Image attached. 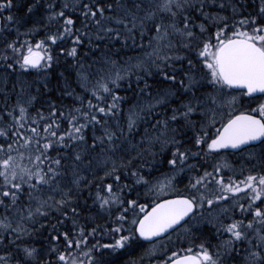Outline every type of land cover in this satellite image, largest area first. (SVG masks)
I'll use <instances>...</instances> for the list:
<instances>
[{"label":"snow or ice","instance_id":"obj_1","mask_svg":"<svg viewBox=\"0 0 264 264\" xmlns=\"http://www.w3.org/2000/svg\"><path fill=\"white\" fill-rule=\"evenodd\" d=\"M77 3L79 6L63 2L58 7L53 0H0L4 79L17 65L21 70H44L46 77L47 70L59 62L58 54L63 53L78 62L74 67L82 88L81 93H69L77 95L78 104L66 114L58 112L54 103L50 106L49 123H44L42 130L33 123L41 121L43 110L34 117L28 114L35 96L18 95L13 110L5 109L10 120L0 113V137L5 138L0 142V264H84L72 255L73 245L78 248L98 229L104 231L101 225L89 229L87 220L80 219L79 200L85 190L92 204L107 214L105 234L113 237V243L97 244L109 249L124 248L134 238L157 237L174 226L183 225L185 232H190L189 223L200 221L205 205L215 206L245 189L247 206L237 199L231 209L217 214L214 229L220 239L216 244L205 238L199 251L188 248L186 255L173 252L172 259L162 264H264V172L250 171L242 180L229 177L226 182L219 172L221 166L229 167L227 161H217L211 172L195 160L186 163L201 151L208 156L230 147L243 149L264 165V101L250 111L237 110L238 95H226V89L236 88L241 93L246 90L249 100L255 94L264 95V0ZM37 11L46 13L47 23H33L20 42L21 28ZM73 12L79 14V20ZM53 22H58L55 30L47 28ZM78 22L84 32L76 27ZM90 25L99 31L93 33ZM230 27L235 31L229 33ZM41 28L45 35L33 43L29 33ZM100 32L104 37L114 35L124 46L131 41L139 51L123 58L118 52L102 51L91 64L80 63L82 38L100 37ZM66 41H72L71 47L60 46L54 54L53 46ZM28 87L21 81L20 93ZM120 88L132 93L127 108V93L121 95ZM225 106L230 113L226 122L220 111ZM60 117L66 118L68 127L62 128ZM28 120L32 122L25 125ZM218 121L221 126L213 132ZM25 127L30 132L23 131ZM189 130L191 137L186 135ZM13 138L14 143L9 142ZM57 145L65 151L50 156L49 151ZM193 148L197 150L193 152ZM146 156L152 157L153 164ZM158 156L166 160L161 166L169 168L164 181L172 191L173 184L185 179L187 183L184 192L154 202L151 210L144 212L148 206L139 204L137 187L159 191L165 186L159 180L153 184L150 173L141 171L154 170ZM97 172L103 175L97 177ZM53 210L64 219L71 212L72 228L62 233V240L60 236L48 240L49 258L41 260L45 251L33 241L35 229L30 225L37 223L38 217L47 224ZM59 225L57 221L49 233L58 231ZM94 247L80 255L87 256L90 264H104L93 255Z\"/></svg>","mask_w":264,"mask_h":264},{"label":"trees","instance_id":"obj_2","mask_svg":"<svg viewBox=\"0 0 264 264\" xmlns=\"http://www.w3.org/2000/svg\"><path fill=\"white\" fill-rule=\"evenodd\" d=\"M48 2L49 0H43V3ZM53 2L57 3L58 7L59 4L63 2L77 4V6H79L77 0H53ZM85 2H87V0H85ZM100 2L106 4L113 2V0H100ZM241 2L246 3V0H241ZM212 10L216 11L217 9L214 8ZM73 14L77 15L78 20L80 19L78 13L73 12ZM42 16L44 17V19H41ZM33 23H38L40 25L46 24V13L37 11L31 18H27V22L21 28L20 42L24 41L25 36L23 33ZM57 25L58 22H53L52 24H47V28L55 30ZM76 27L80 28L79 22L77 23ZM89 27L91 28L93 33L99 31V28L95 25H90ZM80 31L84 32L85 30L83 28H80ZM228 31L230 33L231 31H235V29L230 27ZM211 32L213 34L215 33V27L211 28ZM12 34H15L14 30ZM29 35L33 36L34 43L35 40L43 38V36L45 35V29L41 28L38 33H29ZM89 40H91V43H89ZM214 42L215 40H213V43ZM145 43H147V35L145 38ZM71 44L72 41H66L63 44L53 46L54 54L58 53V48L60 46L70 48ZM137 44H139V40L137 41ZM97 45L99 46L98 48L96 47ZM105 45H107V48H105ZM79 48L80 56L82 57L80 63L85 64H91L92 60L95 57H99L102 51H107L110 53L118 52L121 58H123L126 54L133 55L135 52L139 51V48L133 46L131 44V41L128 42L127 46H124V42L122 40L116 38L114 35L104 37L103 32H100V37H97L95 35H92L91 37L84 36L82 38L81 44L79 45ZM58 61L59 62L56 63L50 70H47L46 77H43L44 70H21L17 65L16 70L12 71L11 75H9L6 80L4 79V64L3 61H0V113H4L5 120H10V117L7 115L5 109H7L8 111L13 110V106L17 102L18 95L25 96V98H27L28 95L36 97V99L33 100L28 106V114L30 117H34L41 109L43 110V113L45 115L42 117L41 121L33 123L34 127H38L41 130L43 129L44 123H49V120L47 119V113L49 112L50 106L53 105V103L58 106V112H63L65 114L72 108H75L77 106V95H69V93L73 92V90L77 94L82 92L80 83L77 81L76 67H74L78 62L71 57H65L63 53L58 54ZM184 63L186 66V62ZM93 67H95V65ZM21 81L25 82L29 86L26 89L25 93H20ZM66 82L68 85L67 87ZM13 84H15V88H13ZM89 87H91V85H89ZM118 90L121 92V95H125V93H127V102L124 103V107L127 108L128 104L132 103L133 101L132 93L127 88H120ZM226 95H238L239 102L234 105V108H236L237 110L250 111L251 109L255 108L259 102L264 101V97H257L249 100L248 96L244 92H234L229 89H226ZM173 103H175L174 100ZM15 111L16 114L19 115L18 109H15ZM220 111L223 114L224 122H226L228 116L230 115L229 111L227 110V106L222 108ZM31 122V120H28L24 123L25 125H27V123ZM60 123L62 128L68 127L65 117H60ZM217 125L218 128L221 126L220 121H218L215 127L212 129L213 132L215 131V128H217ZM22 130L26 133L30 132L27 127ZM142 130L143 129H139L138 131ZM41 135L43 136V131H41ZM186 135L188 137H191L192 132L189 130ZM4 139L5 138L0 137V142H4ZM177 139H180V137H177ZM14 141L15 138H13V140L9 142L14 143ZM190 143L191 140H189V144ZM203 148H206V145H204ZM196 150V148L192 149L193 152H195ZM56 151H60L61 153H63L65 151L64 146L57 145L55 150H50L48 154L52 157H55ZM244 153L245 152L235 155L216 151V154L205 156L203 151H201L199 155L190 158L186 163L190 164L193 160H195L202 166V168H206L211 172L213 171V166L216 165L217 161H227L229 167L225 168L221 166L219 172V175L225 177L226 182H228L229 177H235L236 179L242 180L249 174L250 171L254 173L264 172V165H262L260 162H234L235 159L241 158ZM165 155H167V151L165 152ZM249 157L250 156H248L247 158ZM145 160H147L149 164H153L152 157L146 156ZM136 163L140 164L142 163V161L137 160ZM162 164L166 165V160L164 159V156H158L153 166L154 170L148 168L141 169V171L145 175H149L150 173V178H152L153 184H155L157 180L165 184V186L159 191H157L156 189H152L149 191L137 187L136 191L141 193L139 204L148 206L144 209V212H147L153 206L154 202H158L163 198L174 196L178 193L184 192V185L187 183V180L185 179L180 183L173 184L172 188H174L175 191H172L167 186V182L164 181V175H170L169 168L167 166L162 167ZM196 172L197 174H199L200 169H197ZM85 175L87 176L88 180L92 179V177L90 175H87V173H85ZM96 175L97 177H99L102 176L103 173L97 172ZM181 175H186V173H182ZM0 182H2V177H0ZM128 183H133L132 178L128 179ZM247 191L248 190L245 189L241 193H232L225 199V201L219 202L215 206L205 205L204 212L200 218V221L198 223L195 221H191L189 223V227L191 228L190 232H185L184 226L182 225L169 236L160 239L159 241H156L152 244H147L142 242L140 239L136 240L134 238L133 241H130L124 248L105 249L99 247V245H107L113 243V237L105 234L108 228L107 225H104V221L108 218L107 214L104 213L102 209L98 208V206L92 204V200L90 197H88V193L85 190L79 200V204L81 205V212L79 214L80 219L81 221H84L85 219L87 220L89 229H91L95 225H101L103 226L104 231L98 229L94 237L89 236L88 240L82 242V244L78 248L73 245L74 250H71L72 255L79 260H83L84 264H90L88 257L82 256L80 255V253L86 252L88 247L95 246L93 248V255L100 258L104 262V264H162V262L170 261L172 259L171 253L173 252L177 253V255H186L187 253H185L184 250L188 248H192L194 252L199 251L198 245L205 238H210L212 244H216L220 239V237L215 234L214 229V223L217 219L218 213L231 209L233 202L237 199L239 200V203H243L247 206V197L244 196V193H246ZM131 198H135V195H133ZM114 207H119V205H116ZM2 211L3 209L0 208V212ZM137 211H139V209H137ZM235 211L238 212L239 208L237 207ZM37 220V223L30 225V227L35 229L32 239L36 245L44 248L45 254L41 255L40 259L47 260L49 258L47 255L48 240L55 236H60L62 240V233L64 231L71 232L72 216L70 212L69 218L64 219L61 217L60 213L53 210L48 218L47 224H43V221L40 220L39 217L37 218ZM209 220H212L213 223H208ZM57 221H60L59 230L49 233L48 229L53 225H56ZM41 225H43V227H41ZM97 241H99V245L97 244ZM190 241L194 242L197 247L193 248ZM53 242L55 243L56 241Z\"/></svg>","mask_w":264,"mask_h":264},{"label":"water","instance_id":"obj_3","mask_svg":"<svg viewBox=\"0 0 264 264\" xmlns=\"http://www.w3.org/2000/svg\"><path fill=\"white\" fill-rule=\"evenodd\" d=\"M232 90V89H231ZM235 91H240L239 88H236ZM246 92V90H245ZM256 96H261L260 94H255L253 97H256ZM220 151H231V152H238L237 150L235 149H232V148H226V149H220ZM170 199V198H168ZM165 200V199H164ZM151 210V209H150ZM149 210V211H150ZM187 220V218H185ZM177 228H175L174 226V230H169L167 233H163V234H160L159 236L157 237H152V238H144V237H140V240H142L143 242H146V243H152L158 239H161V238H164L166 236H168L170 233H172L173 231H175Z\"/></svg>","mask_w":264,"mask_h":264},{"label":"flooded vegetation","instance_id":"obj_4","mask_svg":"<svg viewBox=\"0 0 264 264\" xmlns=\"http://www.w3.org/2000/svg\"><path fill=\"white\" fill-rule=\"evenodd\" d=\"M260 97H264V96H260ZM257 98V97H256ZM217 128H218V125H217ZM256 147H259L258 145ZM218 152H221V153H228V154H240V153H243L245 152L243 149H241L240 151L238 152H231V151H220V150H216ZM248 155L246 154V152L242 155L241 158L239 159H235L234 162H259V160L255 159V158H247ZM257 205H259V201L256 202Z\"/></svg>","mask_w":264,"mask_h":264}]
</instances>
